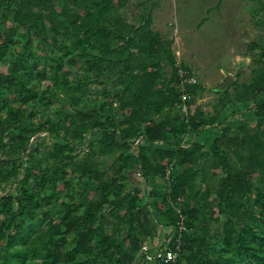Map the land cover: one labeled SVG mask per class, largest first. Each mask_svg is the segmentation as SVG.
I'll use <instances>...</instances> for the list:
<instances>
[{"label":"trees","instance_id":"obj_1","mask_svg":"<svg viewBox=\"0 0 264 264\" xmlns=\"http://www.w3.org/2000/svg\"><path fill=\"white\" fill-rule=\"evenodd\" d=\"M12 2L0 0L1 22ZM126 3H17L12 22L28 24L25 45L36 38L47 43L49 37L55 42L57 36L69 37L54 71L58 73L65 63L72 65L78 58L85 63L86 78L100 77L104 79L101 84L105 81L93 94L92 105L78 106L86 85L53 77L69 93L74 106L63 116L61 127L47 116L38 127L21 119V105L45 102L43 92L28 87L32 80L45 76V71L34 75V69L28 67L30 52L17 55L11 66L2 68L7 65L5 58L13 40L0 22V148L5 124L12 121L21 131L15 134L18 151L28 161L43 146L42 159L47 168L53 165L57 180L52 196L44 190L50 180L45 167L30 164L22 170L18 191L0 196V264H135L144 242L137 210L146 198L136 186L125 189L127 167H133L144 182H153L156 176L167 180L164 190L150 187L149 196L156 219L166 220L172 230L166 249H174L178 240L181 243L175 264H264V40L250 45L260 47L255 59L258 66L249 69L252 79L234 81L232 94L218 91L223 94L219 105L205 112L194 104L201 91L198 83L180 86L172 39L155 30L149 19L133 22L121 18ZM34 9L38 11L34 13ZM137 54L163 56L171 68L169 79L161 77V61L137 64ZM180 65L190 73L182 62ZM244 103L249 104L254 119L248 125L240 122L236 129L233 124L224 125L226 106L230 104L233 109L229 112L235 113ZM182 104L186 110L180 113L177 107ZM215 123L218 133L206 148L200 132ZM43 131L55 137L49 145L43 139L28 144L30 136ZM186 133L196 136L187 145L168 141L170 136L181 138ZM85 135H89L85 142L89 159L78 161L74 150ZM153 143L158 144L151 150ZM96 156L112 161L106 169L100 168ZM208 157L211 162L206 168ZM7 163L0 156V178L7 175L3 171ZM211 176L218 181L208 188L205 183ZM61 196L68 201L55 206ZM181 225L185 227L182 231ZM69 237L73 244L64 249ZM151 251L155 252L149 248ZM140 258L145 260L143 255Z\"/></svg>","mask_w":264,"mask_h":264},{"label":"rangeland","instance_id":"obj_2","mask_svg":"<svg viewBox=\"0 0 264 264\" xmlns=\"http://www.w3.org/2000/svg\"><path fill=\"white\" fill-rule=\"evenodd\" d=\"M12 1L7 11L4 10L5 18L1 19L3 20L2 22L0 21L9 30L8 37L13 40L9 44V53L5 58L7 65L2 66V68L6 69L8 65L11 66L17 55L22 54L25 56L29 52L32 53V57L28 59V67L34 69L35 76L39 70H44L45 76L40 77V79L36 78L38 79L37 82L32 80L35 77L34 75L28 77L27 80H32L31 85L28 87L32 91L43 92L47 97L45 102L41 104L36 103L33 105L29 103L21 105L19 107L21 119L30 126L38 127V124L47 116L52 119L53 123H57L56 125L61 127L63 116L73 110L74 106L70 104L69 93L61 90L53 81V77L55 75L65 77L71 82L79 80L86 85L87 90L81 96L78 106L92 105L93 94L101 90L105 81L101 84L100 80L104 79H100V77L86 78L85 63L78 58L72 65L65 63L58 73L54 71L53 66L56 65V58L62 55L63 51L61 49L68 43L69 37L66 35L57 36L56 42L49 37L47 43L36 38L30 46L25 45L28 24L19 26L12 22L19 0ZM68 1L70 2V0ZM262 4V0H127L119 15L124 20L133 22L139 21L141 18L149 19L155 30L159 31L164 37L172 39L171 47L175 59L189 68L193 78L196 79L201 87L194 104L200 105L203 111L210 113L219 105L217 102L223 95L218 93L215 87L221 84L226 76L232 79V83L224 91L231 94L234 92V81L241 83L244 80L249 81L254 76L249 69L258 66L255 59H257L260 47L250 48V45L253 41L264 40V25L261 24V20L264 18ZM36 11L38 9L33 10L34 13ZM155 60L161 61V77L166 81L170 77L171 68L163 56H149L148 54H137L135 56V63L137 64H145ZM106 83L110 85L111 82ZM15 90L18 94L20 93L19 88ZM17 104L19 105L18 101ZM248 105L247 103L241 104L235 113H230L229 111H232L233 107L228 104L226 106L228 111L224 125L233 124L235 129L240 122L248 125L254 119L252 110ZM177 109L178 111L180 110V113L186 110L183 105L181 107L178 106ZM1 125L2 122L0 121ZM20 132L14 126V122L10 121L5 124L2 134L4 145L0 148V156L8 163L7 167L3 168V171H7V175L4 174L5 176L0 178V196L7 192L9 194L17 192L18 188L16 185L21 177L23 168L36 163H40V165L45 167L50 180L44 190L53 196L54 193L51 191L57 181L53 165L50 164L48 168L45 165L47 161L42 159L45 154L43 146L40 147L42 152L39 155L34 156L31 160H25L26 155L24 152L18 151L19 146L15 137V134ZM200 133L201 141L206 148H209L214 135L218 133V126L217 124L206 125ZM85 136L86 139L79 143L74 150L76 153L75 159L78 161H88L89 159L85 143L89 135ZM170 137L168 141H178L187 145L196 136L193 133H186L181 138L177 136ZM42 139L45 144L49 145L55 137L47 135L46 131L38 132L30 136L28 144L39 143ZM157 144L153 143L150 149L152 150ZM96 157L99 160L100 168L106 169L112 161L111 157ZM206 161L207 168L211 160L208 157ZM126 172L128 179L125 189L129 190L136 186L146 198L144 202L142 200L144 204L137 210L136 219L145 241L142 246L145 247L144 249L151 248L155 250L154 253L152 251L149 253V250L146 252L140 249L134 263L158 264L159 260L156 257L154 258V255L157 250L167 246L166 244L169 243L172 236V230L165 225L166 220L156 219L155 210L152 206L153 199L149 196V193L152 186H157L164 190L167 180L161 176H156L153 182L150 180V182H144L139 174L134 171L133 167H127ZM109 177V175L106 176L107 179ZM73 179L70 178L69 180L73 182ZM217 181V176H211L205 183L206 187L215 186ZM253 182L256 184L255 180ZM82 183H86V179H83ZM61 200L68 201L67 198L61 196L59 200L54 202V205H58ZM50 213L53 216V213ZM106 231L110 233L109 228ZM68 239L69 243L65 245L64 249H69L73 244V239L71 237ZM141 255H143L145 260H141Z\"/></svg>","mask_w":264,"mask_h":264},{"label":"built area","instance_id":"obj_3","mask_svg":"<svg viewBox=\"0 0 264 264\" xmlns=\"http://www.w3.org/2000/svg\"><path fill=\"white\" fill-rule=\"evenodd\" d=\"M175 66L177 67V73L178 76H180V86L183 88L184 83H197L196 79L193 78L192 74H190L186 69H184L180 62L176 59ZM186 96V93H182V97L184 98ZM183 105V104H182ZM186 109V105H183ZM139 142V139L136 141V143ZM185 229L184 225H181L179 227V230L182 231ZM180 241L178 240L176 247L174 249H166L167 246L163 249L157 250V252L154 255V258L156 257L160 262L164 264H175V262L178 260L179 253H180ZM145 247L142 246L140 249H143L144 251H148L149 249H144Z\"/></svg>","mask_w":264,"mask_h":264},{"label":"water","instance_id":"obj_4","mask_svg":"<svg viewBox=\"0 0 264 264\" xmlns=\"http://www.w3.org/2000/svg\"><path fill=\"white\" fill-rule=\"evenodd\" d=\"M232 83V79L229 76H226L221 84L217 85L215 89L218 91H223Z\"/></svg>","mask_w":264,"mask_h":264},{"label":"crops","instance_id":"obj_5","mask_svg":"<svg viewBox=\"0 0 264 264\" xmlns=\"http://www.w3.org/2000/svg\"><path fill=\"white\" fill-rule=\"evenodd\" d=\"M143 243H145V241L143 242ZM166 244V243H165ZM167 245V244H166Z\"/></svg>","mask_w":264,"mask_h":264}]
</instances>
